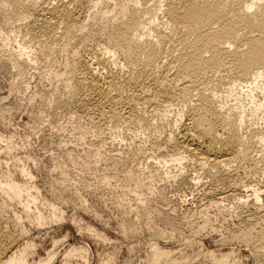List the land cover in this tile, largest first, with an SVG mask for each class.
<instances>
[{
    "label": "rangeland",
    "instance_id": "obj_1",
    "mask_svg": "<svg viewBox=\"0 0 264 264\" xmlns=\"http://www.w3.org/2000/svg\"><path fill=\"white\" fill-rule=\"evenodd\" d=\"M35 1L49 6L58 0ZM114 2L108 1L109 5ZM108 8L102 1L96 9ZM32 11L17 4L11 8L15 15L12 21H7L0 11V28H4L0 30V179L11 175L17 181L29 180L35 194L38 188L39 202L42 200L37 209L33 207L34 211L48 216L53 205L61 219L38 225L23 213L21 202L26 200V193V197L23 193L16 200L0 193V202L12 208L0 221V233L19 235L26 228L20 245L34 244L35 259L46 258L56 250L58 255L50 264H61L63 252L77 244L89 248V264H147L156 245L172 250L161 264H172L175 259L179 261L176 264H210L204 257L208 251L232 252L235 260L228 264H264L252 255L248 242L240 238L243 232L251 230L256 235L264 231V194L259 204H254L250 195L254 186H263V171L236 161L228 170L229 177L227 174L217 181L190 156L183 164L161 162L165 157L170 159L175 150L170 137L180 131L181 124L175 119L181 102L167 113H157L148 129L133 125L122 133L102 126L92 99L72 98L64 93L62 74L75 63V54L86 56L93 46L106 42L102 23L107 19L86 27L66 45L41 51L39 45L46 38L25 29L35 16ZM112 22L110 19V26L116 25ZM7 31L12 32L9 35ZM23 42L33 46L29 53L33 61L19 71L8 56L18 53ZM114 54V68L129 71L123 55ZM225 86L228 85L222 91ZM226 102L232 105L234 96ZM135 143L144 147L143 154H133ZM22 165L33 178L22 177L18 171ZM129 169L143 177L154 175L153 190L138 191L128 179ZM234 185L242 188L235 189ZM232 189L234 195H240L222 199ZM240 196L248 201L239 203ZM143 198L147 200L143 202ZM216 199L223 200L220 207L212 204ZM186 205L194 214L197 231L191 236L181 221ZM14 211L21 215L20 226ZM69 262L84 264L80 258Z\"/></svg>",
    "mask_w": 264,
    "mask_h": 264
},
{
    "label": "bare ground",
    "instance_id": "obj_2",
    "mask_svg": "<svg viewBox=\"0 0 264 264\" xmlns=\"http://www.w3.org/2000/svg\"><path fill=\"white\" fill-rule=\"evenodd\" d=\"M102 1L109 8L98 11L96 8ZM108 1L58 0L45 6L35 0H0V11L5 13L7 21H12L15 18L11 12L13 6L21 4L33 10L35 16L25 29L46 38L39 45L41 51L53 45L68 44L86 27L106 18L107 22L102 23V30L107 32L106 42L93 46L86 56L75 54V63L62 74L64 93L72 98L92 99L101 115L102 126L122 133L133 125L148 129L157 113H167L181 102L182 108L175 119L181 124L180 131L169 136L174 139L175 150L170 159L165 157L160 161L183 164L190 156L205 166L209 177L217 181L225 179L227 174L229 177L228 170L236 161L252 164L250 168L259 167V171H263V186H254L250 195H253L254 204L262 202L264 0H115L112 5ZM109 18L116 25L110 26ZM0 30L4 31V28ZM31 49L33 46L23 42L18 53L9 54V60L19 71L22 65L33 61L29 55ZM116 52L128 63L126 73L113 66ZM224 85L228 86L222 91ZM232 96L235 102L227 105L226 99ZM132 147L134 155L145 151L141 143L132 144ZM19 167L22 177L32 175L24 165ZM129 170L128 179L138 191L153 190L154 175L143 177L136 170ZM29 182L3 175L0 193L11 200L20 199L26 193V200L21 202L23 213L38 225L47 220H60L53 205L48 216L35 212L33 207L37 209L42 200L39 202L38 188L35 189L37 195L33 192L34 184ZM234 188L242 186L234 185ZM234 193L232 189L221 197L225 199ZM236 194L234 196L240 195ZM143 199V202L147 200ZM222 201L216 199L212 204L220 207ZM238 201L244 204L248 200L240 196ZM8 204L0 202V221L11 208ZM14 216L16 224L21 223V215L16 212ZM181 216L190 236L197 234L189 206ZM21 227H18L19 231ZM15 233H0V264L54 263L58 255L55 249L46 258L35 259L32 257L34 244L26 242L21 246L22 233ZM240 238L248 242L257 261L264 262V231L256 235L251 230L243 232ZM63 253L61 264H70L73 258L83 259L84 264L90 263V251L84 244L71 245ZM171 253L172 250L156 245L147 264H161ZM204 257L211 261L210 264H228L235 260L232 252L216 254L208 251ZM177 262L175 259L172 264Z\"/></svg>",
    "mask_w": 264,
    "mask_h": 264
}]
</instances>
